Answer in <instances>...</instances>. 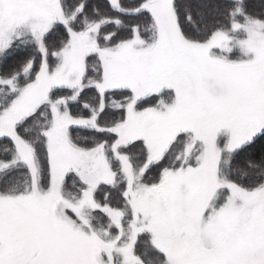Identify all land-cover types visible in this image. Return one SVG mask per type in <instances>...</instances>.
<instances>
[{
	"label": "snow or ice",
	"instance_id": "snow-or-ice-1",
	"mask_svg": "<svg viewBox=\"0 0 264 264\" xmlns=\"http://www.w3.org/2000/svg\"><path fill=\"white\" fill-rule=\"evenodd\" d=\"M0 264H264V0H0Z\"/></svg>",
	"mask_w": 264,
	"mask_h": 264
}]
</instances>
